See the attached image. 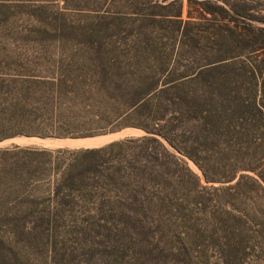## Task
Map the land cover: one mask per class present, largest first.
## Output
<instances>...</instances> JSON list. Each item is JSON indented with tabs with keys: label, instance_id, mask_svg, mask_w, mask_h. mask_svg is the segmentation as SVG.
I'll return each instance as SVG.
<instances>
[{
	"label": "trees",
	"instance_id": "1",
	"mask_svg": "<svg viewBox=\"0 0 264 264\" xmlns=\"http://www.w3.org/2000/svg\"><path fill=\"white\" fill-rule=\"evenodd\" d=\"M147 3V9L131 3L115 18L123 25L145 22L143 31L85 37L75 42L76 54L60 60L69 65L65 73L0 84L1 104L14 110L11 117L0 116V141L21 135L85 138L126 128L143 131L96 148H0L3 195H47L26 198L23 204L33 210L14 217L16 224L120 233L109 236L107 244L78 251L53 246L58 262L89 257L104 264H144L143 245L121 238L128 236L127 229L139 234L143 216L129 212V200L111 195L175 193L194 184L192 178L202 187L187 159L207 182H221L209 175V152L219 155L227 139L232 145L253 143L254 130L264 128L263 82L253 62L235 60L240 49L254 53L264 47L228 26L247 13L226 0H188L184 19V0ZM192 4L200 17L193 15ZM195 18L211 23L206 36L194 30L199 25ZM155 27L184 39L194 51L207 40L211 51L182 64L176 44L164 43ZM12 126L16 131L8 133Z\"/></svg>",
	"mask_w": 264,
	"mask_h": 264
},
{
	"label": "rangeland",
	"instance_id": "2",
	"mask_svg": "<svg viewBox=\"0 0 264 264\" xmlns=\"http://www.w3.org/2000/svg\"><path fill=\"white\" fill-rule=\"evenodd\" d=\"M148 1L0 0V84H13L19 77L65 73L69 65L60 60L76 54L75 42L85 37L143 31L145 22L123 25L115 18L128 11L131 3L138 2L139 9H147ZM226 1L248 16L228 26L237 33L247 34L254 46L264 47V0ZM188 6V0H184V19L188 18ZM192 7L193 15L200 17L194 11L198 6L192 4ZM208 18H212L211 15ZM194 21L199 24L193 26L194 30L200 29L201 35L206 36L211 23L199 18ZM224 22L217 25L223 26ZM154 32L167 45L176 44L174 52L182 64L211 51L207 40H202L201 49L194 51L184 39H177L175 34L173 37L163 28L155 27ZM250 49L238 50L235 60L240 65L254 63L263 82L260 96L264 101V51L251 53ZM13 115L9 104H1L0 100V116ZM15 129L12 126L6 131L12 133ZM135 133L132 137L143 135L141 130ZM9 143L0 144V148L14 147L7 146ZM231 143L225 140L219 155L209 152L212 155L209 175L222 179L221 182H207L198 165L187 159L202 187L192 178L194 184L175 193L166 190L165 195H111L129 200V212L143 216V230L138 234L127 229L128 236L121 238L124 243L132 240L137 247L143 245L144 264H264V128L254 130V142L247 143L253 145L243 152L240 148L247 145ZM244 165L250 168H241ZM233 175L236 178L228 181ZM4 190L0 184V264H104L89 257L58 262L51 247L64 246L63 249L76 248L77 251L82 247H97L100 242L107 244L109 236L119 232L50 231L18 225L14 217L33 210L23 204L24 200L28 197L43 199L47 195H3Z\"/></svg>",
	"mask_w": 264,
	"mask_h": 264
},
{
	"label": "water",
	"instance_id": "3",
	"mask_svg": "<svg viewBox=\"0 0 264 264\" xmlns=\"http://www.w3.org/2000/svg\"><path fill=\"white\" fill-rule=\"evenodd\" d=\"M140 131L136 128H126L118 132H113L104 135H97L85 138H41L33 136H20L11 138L9 140L0 141V144H5V142H10L7 146H19L21 144L31 145V146H44L51 148H71V149H87L102 147L111 142L117 141V139L112 140V137L123 135L126 137L135 136V132ZM109 138V139H103ZM111 139V140H110ZM110 140V141H109ZM119 140V139H118Z\"/></svg>",
	"mask_w": 264,
	"mask_h": 264
},
{
	"label": "bare ground",
	"instance_id": "4",
	"mask_svg": "<svg viewBox=\"0 0 264 264\" xmlns=\"http://www.w3.org/2000/svg\"><path fill=\"white\" fill-rule=\"evenodd\" d=\"M103 139H106V140H107V139H109V138H103Z\"/></svg>",
	"mask_w": 264,
	"mask_h": 264
}]
</instances>
